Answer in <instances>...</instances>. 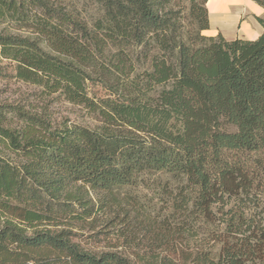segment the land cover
Segmentation results:
<instances>
[{
    "label": "trees",
    "instance_id": "trees-1",
    "mask_svg": "<svg viewBox=\"0 0 264 264\" xmlns=\"http://www.w3.org/2000/svg\"><path fill=\"white\" fill-rule=\"evenodd\" d=\"M91 1L0 0V65L99 119L0 106V264H264V19L229 41L209 0Z\"/></svg>",
    "mask_w": 264,
    "mask_h": 264
},
{
    "label": "rangeland",
    "instance_id": "rangeland-1",
    "mask_svg": "<svg viewBox=\"0 0 264 264\" xmlns=\"http://www.w3.org/2000/svg\"><path fill=\"white\" fill-rule=\"evenodd\" d=\"M247 1L245 4V0H227L225 6L220 8L221 0H210L208 9L211 28L206 35L215 36L224 33L227 37H234L241 35V26L244 21L258 25L257 18L264 19V12L257 17L255 13L259 9L258 6L250 0ZM54 2L76 12L87 21H94L98 18L97 6L91 0H54ZM2 28L3 25L0 23V29ZM21 104L24 107L27 106L25 111L33 113L37 111L45 120L54 125L68 122L69 124L95 127L99 124V119L83 107L71 105L57 97L42 95L38 88L14 80L10 72L0 65V106L12 105L16 107ZM17 124V122H13V125ZM18 126L21 127L20 124ZM85 240L83 238V241ZM88 244V248L103 247L106 242L89 241Z\"/></svg>",
    "mask_w": 264,
    "mask_h": 264
},
{
    "label": "crops",
    "instance_id": "crops-1",
    "mask_svg": "<svg viewBox=\"0 0 264 264\" xmlns=\"http://www.w3.org/2000/svg\"><path fill=\"white\" fill-rule=\"evenodd\" d=\"M225 2H227V0H221L220 8H221V6H225ZM247 2L248 1L245 0V4ZM256 6H258V5H256ZM258 8L259 9L256 10V13H255L257 17L259 16V14L261 15V13L264 12L263 8H261L259 6H258ZM236 20H237V17H236ZM242 24H243V26H241L242 27L241 28V35H236L234 37H227L224 33H222L223 36L229 41H232V40H235V39H238V38L239 39H243V40H248V41H255L263 34V28H262V26L259 23H258V25H255L252 22L244 21Z\"/></svg>",
    "mask_w": 264,
    "mask_h": 264
}]
</instances>
